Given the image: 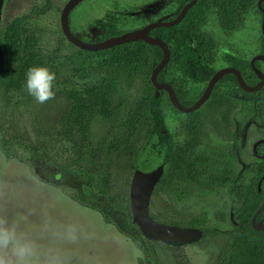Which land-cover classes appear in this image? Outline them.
<instances>
[{
  "label": "rangeland",
  "instance_id": "1",
  "mask_svg": "<svg viewBox=\"0 0 264 264\" xmlns=\"http://www.w3.org/2000/svg\"><path fill=\"white\" fill-rule=\"evenodd\" d=\"M66 1L32 0L38 7L49 4L46 12L28 23L27 29L35 37L47 68L56 73L55 96L40 104L27 93L24 84L15 92H6L1 87L0 139L3 131L6 134H22L32 142L52 141L63 157L69 158V144L56 136V125L60 114L71 100L70 92L100 81L110 86L108 79L111 74L100 67L99 54L81 51L64 36L60 15ZM92 2L99 5V13L106 8V0H86L70 11V29L82 40L85 39L82 33L94 29L93 21L84 15L89 12ZM26 12L19 11L18 14ZM81 14L87 18L86 23L80 24L78 17ZM136 25L137 23L128 19L122 21L121 29H130ZM219 65L216 64V67ZM141 88L140 79L127 82L119 77L113 87L111 99L113 106L120 107V114L113 120L96 117L90 125L91 141L94 144L102 143L105 151L100 174L109 173L115 185L119 184L117 182L122 177L123 154L115 149L108 151L107 148L115 146L125 131L124 111L135 105ZM162 106L171 127L178 128L179 131L180 123L187 120L188 115L175 111L165 97ZM193 118H202L207 124L208 141L221 140V98L218 94L206 101ZM144 132V129H140L129 145L137 161L143 164V170L149 171L161 163L162 157L158 149L152 148L156 139L148 140ZM13 151L14 157L7 156L0 144V219L17 221L18 231L34 242L32 264H140L143 254L138 245L106 222L96 210L72 200L70 195L74 189L62 180L59 173L52 182H45L29 167L25 151L18 148ZM98 177L96 175V181ZM222 192L221 223L214 221L211 226L208 225L209 235L193 245L183 247V250L161 242L155 243L157 255L164 264H177L181 253L185 254L189 264H214L219 247L237 228L235 214L229 212L227 203L223 201L226 196ZM151 200L157 215L162 214V217L179 222H187L198 216L204 206L211 210L208 201L203 205L192 206L186 198L176 200L161 191ZM212 231L218 236L210 238L215 234L210 236ZM73 235L75 239L71 238ZM220 236L221 240L218 239ZM0 257L8 261V264H15V257L9 250H0Z\"/></svg>",
  "mask_w": 264,
  "mask_h": 264
},
{
  "label": "trees",
  "instance_id": "2",
  "mask_svg": "<svg viewBox=\"0 0 264 264\" xmlns=\"http://www.w3.org/2000/svg\"><path fill=\"white\" fill-rule=\"evenodd\" d=\"M230 1L233 2V0ZM207 5L210 8L217 6L221 9V0H197L195 5L190 8L183 20L176 26V50L172 53V60L158 75V81H166L165 73L170 71L171 67H177L180 72H188L189 63L186 62L185 57L193 51L190 46L192 37L196 41H207L204 40L195 26L196 19L201 16L204 7ZM47 8L49 5L42 8L33 6L32 11L23 16H18L12 22L7 20L2 26L1 44L9 69L14 57L16 59L13 73L11 74L8 69L7 76L2 78L0 85L4 91H19L25 83L26 73L30 67H47L41 58L35 37L27 29L29 23L27 20L37 19L46 12ZM189 17L193 18V23H189ZM109 25L102 26L100 39L121 33L116 24ZM168 33L170 35V30ZM164 34L166 32L162 33V37ZM207 42L199 43L196 49L199 52H201V47L210 50L212 43ZM148 49H150L151 57L147 56ZM156 52L160 53L157 46H150L142 40L123 43L97 52L101 58L98 61L100 67L111 74V78L108 79L111 84L107 86L100 81L86 85L79 91L70 92L71 100L60 114L56 125V136L69 144V158H64L52 141L32 142L22 134H6L3 131H1L0 139L3 152L9 157L15 156L14 148L25 151L29 167L45 182H52L59 173L62 180L74 189L70 195L72 200L96 210L106 222L112 224L121 234L126 235L138 245L144 256L139 260L140 264H164L156 252L155 243L157 241L146 238L138 226L133 223L129 198L132 178L130 175L131 173L133 175L136 169L143 170L144 168L143 164L141 165L133 155L129 143L140 129L145 130L144 136L150 140L156 139L158 134L163 135L160 131L165 128L162 100L166 96L161 91L156 97L155 88L150 80L153 68L162 57ZM141 73L144 74V77L140 78L142 81L141 94L135 105L129 107L123 114L125 131L118 139L119 141L114 144L115 146L107 148L108 151L115 149L116 152L123 154L122 174L120 175L122 177L117 182L119 184L115 185L109 173L100 174L105 151L102 143L94 144L91 141L90 125L96 117L103 120H113L120 114V107L113 106L111 99L116 80L120 77L127 82H132L137 80ZM179 80L187 81L184 76L179 77ZM184 88H179L177 94L182 103L189 105L192 102L185 101L180 96V92H183L186 98L190 92ZM190 94L191 97H194L192 93ZM166 100L175 111H178L167 98ZM164 146L165 149L161 156L164 172L155 186L152 197L161 191L173 196L176 200H182L187 194L186 185L190 183L225 184L233 182L234 174L231 172L230 148H225V151L229 149V152L224 155L222 154L224 148H221V171H213L211 165L216 160L210 157L207 168L193 166L192 160L200 163V159L198 157L193 159V156L188 153L190 148L187 139L184 143L178 144L177 147L170 142H165ZM154 147L158 149L157 139L155 143H152V148ZM96 175H99L97 181ZM263 199L264 193L255 190L247 197L242 198L241 212L238 215L239 230L233 235L232 242L229 244V248L232 250L229 253L230 264H264V231L255 230L250 225L251 216ZM150 214L157 221L176 225L199 227L203 222L201 217H196L187 222H179L162 217V214L157 215L152 200H150ZM262 215H264V210L260 216ZM167 246L172 247L168 244Z\"/></svg>",
  "mask_w": 264,
  "mask_h": 264
},
{
  "label": "flooded vegetation",
  "instance_id": "3",
  "mask_svg": "<svg viewBox=\"0 0 264 264\" xmlns=\"http://www.w3.org/2000/svg\"><path fill=\"white\" fill-rule=\"evenodd\" d=\"M85 1L86 0H82L73 7L72 10H75L79 4ZM106 1V8L103 9L101 13L98 11L99 5L96 3L93 4L92 2L89 12L84 14L93 21L94 29L88 30L85 34L82 33V36L85 38L83 41L96 43L107 39H100L102 37L101 30L103 29V25L108 26L109 24H116L118 31H121V33L115 35L118 36L125 32L143 28L151 23H160L150 29L148 35L153 38L161 39L167 45L170 52L167 64L172 60V53L176 50L177 46L176 26L197 2L196 0L195 3L187 9L178 23L167 25L166 23L173 21L182 8L192 0ZM47 5L49 4L47 3L45 6ZM33 6L36 5L33 4L32 0L3 1L0 16V46L3 52V70L0 73V84L2 78L7 76L9 69V64L1 44L2 26L7 20L12 22L16 20L18 16H23L29 11H32ZM19 11L27 12L19 15ZM128 19L137 23V25L130 29H121L122 21ZM78 20L80 24L87 22V18L83 17L82 14L78 17ZM188 20L189 23L194 22L192 17H189ZM27 21L31 22L32 20L28 19ZM195 26L204 40L212 43L210 50L201 47V52H199L196 49L199 43L204 44L208 42L196 41L192 37L190 46L193 51L185 57L186 62L189 63L188 72H180L177 67H171L170 71L165 73L166 81H158V76L157 81L159 83L170 84L179 102L183 105L185 104L180 101L177 90L181 87H185L184 89L190 92L187 94L186 98L183 92H180V96L183 100L192 102L185 106H191L201 97L216 71L219 69L235 70V72H227L221 76L214 84L206 100L208 101L217 94L219 98H221V140L217 142L208 141L209 132L207 124L202 118H193L195 117L196 111L206 102L205 101L197 110L184 113L188 115V119L180 123L179 131L178 128H172L168 118L165 117V128L160 131L163 135H156L157 146L159 155L162 156L165 149V142H170L173 146L177 147L178 144L184 143L185 139H187L190 148L188 149V153L193 156V159L194 157H198L201 163L192 160L193 166L197 168H207L208 159L210 157L216 160V162L211 165L213 171H221V148H224L223 155L229 152V149L225 151V148L231 149V172L234 174L233 182L225 184L190 183L186 185L187 194L185 196V198L193 204L192 206H194V204L203 205L206 201L210 203L211 210L204 206L198 216H196L203 219L201 226L195 227L202 230L203 238L209 235L208 225L211 226V223L214 221H219L221 223V192L223 191L222 194L226 196L223 201L227 203L229 212L235 214L237 228L235 233L230 235L227 241L219 247L214 259V264H230L229 253L232 250L229 248V244L232 242L233 235L239 230L238 215L241 212L242 198L247 197L254 190L259 193H264V0H233V2L230 0H221V9L217 6L210 8L207 5L204 7L201 16L196 19ZM169 30L170 35L168 33ZM163 32H166V34L162 37ZM80 39L82 40V38ZM157 47L160 49V53L156 52V54H161L163 57L162 48L159 46ZM99 51L100 50L93 52L98 54L97 52ZM147 56H152L150 49L147 50ZM216 64L220 65L216 67ZM15 65L16 59L14 57L9 69L11 74L13 73ZM211 70L213 72H210ZM182 76L186 77L187 81L179 80V77ZM143 77L144 74L141 73L137 78L140 79ZM244 85L246 88H255L259 86L254 90H248ZM161 91L165 93L166 98L169 100L167 91L160 90L159 94ZM190 93H192L194 97H191ZM160 164L164 165L162 162ZM208 209L211 211V214ZM262 211L257 215L256 221L264 218V215L260 216ZM253 215L250 219L251 227ZM214 233L216 234L215 231H212L210 236ZM215 234L210 238L218 236ZM201 239L182 246L172 245V247L183 250V247L193 245ZM218 239L221 240V236ZM184 263L189 264L185 254L181 253L177 264Z\"/></svg>",
  "mask_w": 264,
  "mask_h": 264
},
{
  "label": "water",
  "instance_id": "4",
  "mask_svg": "<svg viewBox=\"0 0 264 264\" xmlns=\"http://www.w3.org/2000/svg\"><path fill=\"white\" fill-rule=\"evenodd\" d=\"M4 0H0V16L1 9ZM82 0H68L64 5L61 15H60V24L62 32L66 39L74 44L75 46L88 50V51H97L102 49H107L122 43H127L135 40H143L151 45H157L163 50V57L161 61L153 68L150 76L152 85L155 87V96L159 95L160 90H166L169 100L177 108V110L183 113H189L197 110L209 97V94L214 86V84L221 78V76L227 72H235L233 69H219L211 77L205 91L201 97L191 106H185L181 104L170 84L168 83H159L157 81V76L163 67L169 61V49L167 45L159 38H153L148 35V32L153 27L159 25L160 23H151L143 28L125 32L121 35L107 38L103 41L90 43L81 40L77 37L70 29L69 25V13L78 3ZM196 0H192L186 4L178 16L171 22L166 23L167 25H172L178 23L187 9L191 7ZM3 70V52L0 46V73ZM264 82V81H263ZM259 86V85H258ZM246 88L248 90H254L256 88ZM164 170V165L159 164L152 170L144 171L141 169H136L132 175L130 187H129V198H130V207L132 214V221L138 226L141 233L148 239L154 241H160L165 244L182 246L195 242L202 238V230L195 227L189 226H180L176 224L165 223L162 221L155 220L150 214V200L157 185L160 180ZM264 209V200L261 205L258 207L252 218V227L256 230L264 231L263 219L256 221L257 215Z\"/></svg>",
  "mask_w": 264,
  "mask_h": 264
},
{
  "label": "clouds",
  "instance_id": "5",
  "mask_svg": "<svg viewBox=\"0 0 264 264\" xmlns=\"http://www.w3.org/2000/svg\"><path fill=\"white\" fill-rule=\"evenodd\" d=\"M55 81V72L44 66H33L26 73L24 87L37 103L43 104L54 98ZM0 250H9L15 264H32L35 244L18 231L17 221L0 219ZM0 264H8V261L0 257Z\"/></svg>",
  "mask_w": 264,
  "mask_h": 264
}]
</instances>
